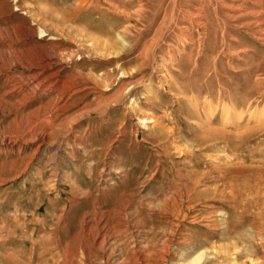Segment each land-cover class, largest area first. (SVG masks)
<instances>
[{"label":"rangeland","instance_id":"rangeland-1","mask_svg":"<svg viewBox=\"0 0 264 264\" xmlns=\"http://www.w3.org/2000/svg\"><path fill=\"white\" fill-rule=\"evenodd\" d=\"M0 27V264H248L264 0H0Z\"/></svg>","mask_w":264,"mask_h":264},{"label":"bare ground","instance_id":"bare-ground-1","mask_svg":"<svg viewBox=\"0 0 264 264\" xmlns=\"http://www.w3.org/2000/svg\"><path fill=\"white\" fill-rule=\"evenodd\" d=\"M15 1H17V0H15ZM8 9V8H7ZM8 14V13H7ZM5 16V15H4ZM5 20V19H4ZM18 26V25H17ZM1 28V27H0ZM1 30V29H0ZM16 31V30H15ZM3 32V31H2ZM21 33V32H20ZM4 35V33H2V36ZM9 35V34H8ZM44 36V35H43ZM15 37V36H14ZM3 40H5L8 44H11L12 42H16L15 40H16V38H12V36L10 37V39H7L6 37H1ZM9 38V37H8ZM21 39V38H20ZM2 42V41H1ZM1 42H0V44H1ZM4 43V42H3ZM6 44V43H5ZM13 44V43H12ZM17 45V44H16ZM2 46V45H1ZM18 46H19V44H18ZM9 47V46H8ZM7 47V48H8ZM3 48H4V46H3ZM6 48V49H7ZM11 48H13V47H11ZM10 48V50H12ZM15 48V47H14ZM13 48V49H14ZM1 49H2V47H1ZM20 49H22V47L20 46ZM19 49V50H20ZM16 50V49H15ZM14 50V51H15ZM5 51V50H4ZM13 51V52H14ZM1 52H3L2 50H1ZM12 51H10V53H11ZM17 52L18 51H16L15 52V55L17 54ZM19 53V52H18ZM3 54H4V52H3ZM12 54V53H11ZM5 55V54H4ZM17 56V55H16ZM19 56H20V54H19ZM5 58V57H4ZM18 58V57H17ZM23 58V57H22ZM12 59V58H11ZM14 59V58H13ZM20 59V58H19ZM48 59V58H47ZM7 60V59H6ZM21 60V59H20ZM19 60V61H20ZM29 61H30V64H29V67L30 68H38L40 65H39V63H38V61H40V60H38V59H36V58H30L29 59ZM13 63H14V61H12ZM21 62V61H20ZM26 62V61H25ZM7 63V62H6ZM2 65H3V63H1ZM15 64H16V62H15ZM18 64V63H17ZM25 64V63H24ZM27 64V63H26ZM44 65H42V67L43 68H48L49 66H50V63H47V64H45V63H43ZM12 66H13V64H12ZM3 67H6V66H3ZM28 67V66H27ZM9 68V67H8ZM10 69V68H9ZM23 71H25V70H23ZM42 72V71H41ZM51 72V71H50ZM30 73V72H29ZM35 73V72H34ZM28 74V73H27ZM49 74V73H48ZM37 75V73H35L34 74V76H36ZM46 75V74H45ZM50 75V74H49ZM51 76H53V74H51ZM50 76V77H51ZM37 77V76H36ZM39 77V76H38ZM47 77H48V75H47ZM30 78H32V77H30ZM44 78H45V76H44ZM8 79V78H7ZM28 79V78H27ZM42 79V78H41ZM45 80V79H44ZM43 80V81H44ZM50 80H52V79H50ZM38 81V80H37ZM46 81V80H45ZM56 81V80H55ZM41 82H42V80H41ZM45 83V82H44ZM53 83V82H52ZM55 83V82H54ZM165 83V82H164ZM163 83V84H164ZM36 84V83H35ZM38 84V83H37ZM56 84L58 85V83L56 82ZM40 85V84H39ZM39 85H38V87H39ZM48 85H49V83H48ZM51 85V84H50ZM37 86V85H36ZM42 86V85H41ZM52 88V87H51ZM21 90V89H20ZM197 93V92H196ZM193 94V93H192ZM223 102H225V101H223ZM133 104V103H132ZM195 104V103H194ZM210 104V103H209ZM223 104V103H222ZM226 104V103H225ZM133 107H134V105H133ZM211 107V106H210ZM209 107V105H208V108H210ZM232 107V106H231ZM213 109V108H212ZM214 110V109H213ZM210 111H212L211 109H209V112H207V109H206V111H204V112H207V117H208V119L207 120H209V122H210V120H212V118H213V115H216V113L215 114H211V112ZM223 113H221V114H223V116L222 117H220V120L222 121V120H227L226 119V117H228V116H226L227 115V113H228V108L227 107H225V106H223ZM232 113V112H231ZM239 113V112H238ZM242 113V112H241ZM260 113V112H259ZM225 114V115H224ZM240 115V114H239ZM225 116V117H224ZM221 118H223V119H221ZM225 118V119H224ZM230 118V117H229ZM206 121V120H205ZM212 121H214V120H212ZM220 121V122H221ZM215 123V122H214ZM228 123V122H227ZM209 125L211 124V122L210 123H208ZM213 124V123H212ZM223 124L224 125H226V122L224 123L223 122ZM223 125V126H224ZM200 126V125H199ZM226 127V126H225ZM211 130H213V129H210V130H208V131H210V132H206V135H208V136H212V134H215V135H217L216 133H214V132H211ZM217 132V131H216ZM205 135V137L208 139V140H210V138L209 137H207ZM224 135V134H223ZM193 152V151H192ZM214 157V156H213ZM231 157V156H230ZM225 168H227V167H224V169ZM201 176V175H200ZM200 176H198V177H200ZM208 176V175H207ZM197 177V178H198ZM199 179V178H198ZM203 181H204V179H203ZM198 182H199V180H198ZM215 188V187H214ZM211 207V206H210ZM206 209V208H205ZM213 211H215V210H213ZM206 212V211H205ZM208 212H209V210H208ZM207 212V213H208ZM177 215V214H176ZM208 217H210V216H208ZM211 219V218H210ZM216 219V218H215ZM201 220V219H200ZM214 220V219H213ZM224 220V219H223ZM223 220H221V221H223ZM225 221V220H224ZM215 223V222H214ZM207 224V223H206ZM224 224V223H223ZM208 225V224H207ZM230 225V224H229ZM228 226V225H227ZM208 227H211V226H208ZM226 227V226H225ZM261 228V227H260ZM212 229V228H211ZM215 229V228H214ZM213 230V229H212ZM222 230H224V231H226L224 228L222 229ZM257 230V229H256ZM258 230H260V229H258ZM263 230V228L260 230V231H262ZM220 231H221V229H220ZM259 232V231H258ZM263 232V231H262ZM219 233V232H218ZM225 233V232H224ZM222 234V233H221ZM219 235H220V233H219ZM259 237H261L262 239H263V237L260 235ZM260 239V238H259ZM262 239H261V241H262ZM143 242V241H142ZM253 244V243H252ZM166 245V244H165ZM251 246H253V245H251ZM162 247H164V246H162ZM254 247H255V252H254V249H252V251L251 252H249L250 253V255H249V262H248V264H264V252H262L261 253V255H260V257H257V253H258V251L257 250H264V242L262 241V242H258V243H256V245H254ZM214 249V248H213ZM158 250H160V249H158ZM170 249L168 248V246L166 245L165 247H164V249H163V251H162V248H161V255H160V257H161V259L162 260H165V257L169 254V251ZM207 250V249H206ZM217 251V253H218V250H216ZM215 251V252H216ZM219 251H223V250H219ZM257 251V252H256ZM139 253V252H138ZM210 252H207V251H200L198 254H196L191 260H189L188 262H183L182 264H207L208 263V259H209V256H208V254H209ZM156 255V254H155ZM159 255H157L158 257H159ZM143 256V255H142ZM218 256V255H217ZM137 257H139V256H137ZM157 257V258H158ZM173 257V256H172ZM143 258V257H142ZM149 258H151V257H148V259ZM215 258V257H214ZM139 260V259H138ZM143 260V259H142ZM154 260H155V258H154ZM157 260V259H156ZM168 260V259H167ZM137 261V260H136ZM158 261V260H157ZM161 262V261H160ZM143 263V262H142ZM159 263V262H158ZM166 263V262H165ZM164 263V264H165ZM219 263V262H218ZM150 264V263H149ZM156 264V263H155Z\"/></svg>","mask_w":264,"mask_h":264}]
</instances>
